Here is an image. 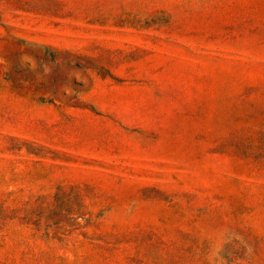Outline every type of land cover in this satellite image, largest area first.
Masks as SVG:
<instances>
[{"label":"rangeland","instance_id":"rangeland-1","mask_svg":"<svg viewBox=\"0 0 264 264\" xmlns=\"http://www.w3.org/2000/svg\"><path fill=\"white\" fill-rule=\"evenodd\" d=\"M0 264H264V0H0Z\"/></svg>","mask_w":264,"mask_h":264}]
</instances>
